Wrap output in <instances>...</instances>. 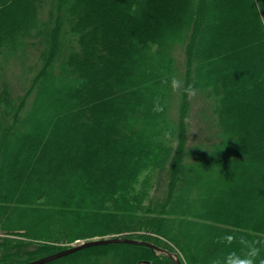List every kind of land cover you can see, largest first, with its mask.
Here are the masks:
<instances>
[{
    "label": "trees",
    "instance_id": "trees-1",
    "mask_svg": "<svg viewBox=\"0 0 264 264\" xmlns=\"http://www.w3.org/2000/svg\"><path fill=\"white\" fill-rule=\"evenodd\" d=\"M255 1H70L69 13L81 4L79 20L60 45L52 43V24L43 26L44 44L34 37V19L22 30L20 18L35 17L30 0H0V50L26 65L30 48L44 46L28 94L18 104L9 99L2 112L11 124L0 137V247L11 241L4 234L24 229L46 239L62 226L69 242L127 231L171 253L174 245L186 264H225L253 247L254 264L264 261V7ZM248 4L257 38L251 26L234 27L249 21L240 16ZM245 45V54L231 53ZM183 46L188 75L214 102L219 128L191 150L185 123L166 120L171 80L178 79L174 54ZM52 206L58 212L47 210ZM90 251L76 256L81 264L107 257L113 264H177L146 246ZM25 252L0 251V264L58 251Z\"/></svg>",
    "mask_w": 264,
    "mask_h": 264
},
{
    "label": "rangeland",
    "instance_id": "rangeland-1",
    "mask_svg": "<svg viewBox=\"0 0 264 264\" xmlns=\"http://www.w3.org/2000/svg\"><path fill=\"white\" fill-rule=\"evenodd\" d=\"M30 1L32 3V7H31V11L29 12H34L35 17L32 18L29 17V13H28L26 20L20 18V24H24L22 30L27 29L28 26H31L32 21L34 19L36 23L34 37L42 44L45 43V37L48 34L46 31L47 26L50 24L54 25L56 29L54 33L55 39L52 42L54 44H58L60 42L61 45V42H63L64 40L63 35L65 34L66 30H68L67 33H71V34L74 33L75 29L77 28V22L79 20L78 8L81 4L76 6V12L72 10V12L69 13L68 9H69V5H71L70 1L72 2V4H75L76 0H30ZM255 6L260 8L264 7V5H262L259 0L255 1ZM249 7L250 4H248L246 7L244 5L240 10V16L244 18H249V21L242 23L241 20H238L237 22H234V27L238 26V31L241 32L243 28L245 27L248 28L251 26L254 29L252 34H255L254 37L257 38V32L255 28L252 26V22H251L252 19H250L252 18V15H254L253 14L254 8L253 7L249 8ZM258 12L260 13V11ZM259 17L260 16L257 15V18L254 17V20H259ZM2 20L3 22L5 20L3 19V16H2ZM17 20L18 17H15L12 20V22L17 24ZM263 21L264 20H262V23ZM45 25L47 26L43 28V26ZM59 38H61V40H59ZM43 48H44L43 45L37 46L36 48H30L29 58H27L26 65H21V64L16 65V62H14L13 55L11 56L10 53L8 52L6 53L4 49L0 50V137L1 139L2 136L4 135V132L9 128L11 124V119H9L8 116L7 118H5L2 115L3 109L7 108L9 99L12 98L13 103H16L18 101L17 102L18 104L20 103V101L17 97L19 95L28 94V88H30V85L32 83V80L30 79L38 75L39 69L41 67L40 56H43V54L41 53ZM186 49H187L186 46L180 47L178 48V51L175 52L174 54L175 66L177 68L176 75L178 77V80L182 82V86L178 90H175V94L171 102H169V100L166 101L170 103V108H168V106L166 105L168 109V112H166L168 114V118L166 120L168 122H173L176 124L180 122L185 123V129L187 130L185 143L188 150H191V146H195V145L201 146L203 145V141L207 142L212 138L211 136H215L219 134V128L217 126L216 116L214 115L212 110L213 109L212 104H214V102L208 101L202 96V93L205 91L202 88L196 87L194 85L192 81L193 75H188L187 69L190 70L191 72L192 69L190 68V65L187 68V58H186V53L184 52L186 51ZM3 50L5 51L4 53ZM244 50H246V52L248 50L246 45L243 46V48L239 49L238 51L232 50L231 53L235 54V52H237L239 55H243L245 54ZM22 53H24V51H22ZM206 72L207 71L205 70V73ZM189 86H191L192 88L194 86L195 95H191L189 92L185 91V89H187ZM210 89L213 88H208L206 91ZM92 129L95 132H97L99 130V126H96ZM1 139H0V145L2 142ZM172 144L176 147L178 146L179 141L174 140ZM147 146H148L147 143H143L140 149L143 150ZM209 146L212 147L211 145ZM66 156H68V154ZM209 177L214 178V175H211ZM249 178L255 180L253 177H249ZM207 179L208 177H206L203 181L205 182ZM145 181L146 178L142 181L141 184L137 186L138 193L146 190L145 187L148 186L149 181H147L146 183ZM1 183L2 182L0 180V185ZM146 201H148L149 204L151 202V199L148 198L146 199ZM50 202H51L50 205H54V206H58L59 204L58 202L54 201V199H51ZM54 206L47 208V210H53L52 211L53 213L58 212V209L54 208ZM44 225L45 224H42V227H44ZM65 229L66 227H62V226L54 227L53 228L54 233L50 234L51 238H46V239L36 238L35 237L36 231L29 232L24 229L16 231V233H13L14 235L4 234V237H8L9 240L11 241L8 243L7 246L0 247V249L2 248V250L0 251L5 250L6 252H11V253L26 251L24 253L25 254L24 256L29 258L32 257V252L34 250L35 251H39L43 249L45 250L47 249V247H52L53 250L59 251L62 249L71 248L73 246L82 245L83 243L86 242L104 240L112 237L138 239L134 237H128L129 233H127V231H124L120 234L88 237L84 239H76L75 241L69 242L66 241V237L69 234V232L66 231ZM131 230L132 231L135 230L134 225L132 226ZM25 232L32 233L33 236L29 234H25ZM141 232L148 233L150 231L148 229H143ZM194 234L196 235L195 231ZM151 236H157V235L153 234ZM172 247L175 248V254H177L181 262L183 264H186L182 260L183 255L181 254V252L174 245ZM93 248L94 247L86 248L83 250V252L79 251L82 252L83 254L82 253L77 254L79 252H76L74 254L67 256L70 257L76 254L75 260L74 259H65L62 261L56 260L58 262L54 261L55 262L54 264H79V263L81 264L82 259L76 256L87 255L91 252L90 249ZM112 260L113 258L107 257L104 260H102L101 264H105V263L113 264Z\"/></svg>",
    "mask_w": 264,
    "mask_h": 264
},
{
    "label": "water",
    "instance_id": "water-1",
    "mask_svg": "<svg viewBox=\"0 0 264 264\" xmlns=\"http://www.w3.org/2000/svg\"><path fill=\"white\" fill-rule=\"evenodd\" d=\"M120 243L149 247L155 251L162 252V253L169 255L170 257H172L176 261L177 264H182L181 260L179 258H177L173 253H171L167 250H164V249H162V248H160V247H158L152 243H149L146 241H139V240H135V239H131V238H120V237H117V238L112 237V238H108V239H104V240L86 242V243H83L82 245L73 246L69 249L59 251V252L54 253L52 255L46 256L44 258H41V259H38V260H35L32 262H28L26 264H48V263L54 262L56 260H59L61 258L67 257L71 254L76 253V252L82 251L86 248L105 246V245H110V244H120Z\"/></svg>",
    "mask_w": 264,
    "mask_h": 264
},
{
    "label": "clouds",
    "instance_id": "clouds-1",
    "mask_svg": "<svg viewBox=\"0 0 264 264\" xmlns=\"http://www.w3.org/2000/svg\"><path fill=\"white\" fill-rule=\"evenodd\" d=\"M167 83V81L165 82ZM182 86V82L175 77L171 80V87L172 89L178 90ZM186 92H189L191 95H195V90L189 86L187 89H185ZM155 110L159 111L162 110L160 108H156ZM231 236L226 237L228 239ZM231 239H233L231 237ZM259 250L255 247L250 248L247 252L246 257L240 258L235 253H232L229 255V257L226 258L225 264H254V258L258 255ZM260 264H264V261H261Z\"/></svg>",
    "mask_w": 264,
    "mask_h": 264
}]
</instances>
